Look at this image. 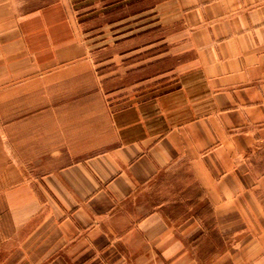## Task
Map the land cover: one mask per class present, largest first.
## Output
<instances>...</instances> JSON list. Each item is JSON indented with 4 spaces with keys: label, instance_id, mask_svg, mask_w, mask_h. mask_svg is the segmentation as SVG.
<instances>
[{
    "label": "crops",
    "instance_id": "crops-1",
    "mask_svg": "<svg viewBox=\"0 0 264 264\" xmlns=\"http://www.w3.org/2000/svg\"><path fill=\"white\" fill-rule=\"evenodd\" d=\"M66 5L0 0V264H264V0L160 2L110 108Z\"/></svg>",
    "mask_w": 264,
    "mask_h": 264
},
{
    "label": "rangeland",
    "instance_id": "rangeland-1",
    "mask_svg": "<svg viewBox=\"0 0 264 264\" xmlns=\"http://www.w3.org/2000/svg\"><path fill=\"white\" fill-rule=\"evenodd\" d=\"M166 0H66L68 15L72 20L74 31L85 43L88 51V63L96 68V78L103 86L102 97L104 104L109 108L112 104L110 76L112 71L119 72L124 77L128 70H134L139 77L149 76L151 89L135 97L153 96L171 87L174 82V74L170 73L175 60L171 58L174 53L173 44L169 41L166 45L159 44L164 34L173 31V27L161 26L158 6ZM169 38V37H168ZM167 46V59H158L160 52ZM166 61L168 75L158 77L159 67ZM161 64V65H160ZM163 84L159 86V82ZM126 94V92H125ZM124 94V95H125ZM121 98V96H120ZM119 104L125 102L118 101ZM116 103V102H114ZM181 178H186L182 174ZM197 192L192 188H182L178 192V198L183 201L192 200L196 203ZM199 196V216L204 224L210 225V218L206 204ZM209 223V224H208ZM216 247L221 244L215 234L208 236ZM221 250H216L219 253ZM208 251H200V257L206 258Z\"/></svg>",
    "mask_w": 264,
    "mask_h": 264
}]
</instances>
